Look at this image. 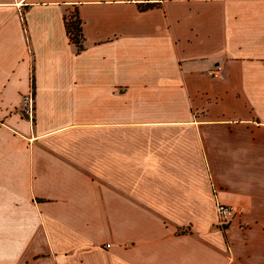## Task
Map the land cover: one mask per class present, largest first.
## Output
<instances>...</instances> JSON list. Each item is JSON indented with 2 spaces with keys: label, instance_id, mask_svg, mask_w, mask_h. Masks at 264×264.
Instances as JSON below:
<instances>
[{
  "label": "crops",
  "instance_id": "obj_1",
  "mask_svg": "<svg viewBox=\"0 0 264 264\" xmlns=\"http://www.w3.org/2000/svg\"><path fill=\"white\" fill-rule=\"evenodd\" d=\"M0 264H264V0H0Z\"/></svg>",
  "mask_w": 264,
  "mask_h": 264
},
{
  "label": "built area",
  "instance_id": "obj_2",
  "mask_svg": "<svg viewBox=\"0 0 264 264\" xmlns=\"http://www.w3.org/2000/svg\"><path fill=\"white\" fill-rule=\"evenodd\" d=\"M19 112L26 115L27 118H31L33 112V99L31 92H28L21 97ZM215 214L216 226L222 230H226L235 216V210L229 205L217 202L215 203Z\"/></svg>",
  "mask_w": 264,
  "mask_h": 264
},
{
  "label": "trees",
  "instance_id": "obj_3",
  "mask_svg": "<svg viewBox=\"0 0 264 264\" xmlns=\"http://www.w3.org/2000/svg\"><path fill=\"white\" fill-rule=\"evenodd\" d=\"M64 27L69 41L75 46L76 50H80L82 35L79 19L74 14H70L67 18H64Z\"/></svg>",
  "mask_w": 264,
  "mask_h": 264
},
{
  "label": "rangeland",
  "instance_id": "obj_4",
  "mask_svg": "<svg viewBox=\"0 0 264 264\" xmlns=\"http://www.w3.org/2000/svg\"><path fill=\"white\" fill-rule=\"evenodd\" d=\"M70 14H71V13H70ZM70 14H69V15H70ZM215 226H216V225H215Z\"/></svg>",
  "mask_w": 264,
  "mask_h": 264
},
{
  "label": "water",
  "instance_id": "obj_5",
  "mask_svg": "<svg viewBox=\"0 0 264 264\" xmlns=\"http://www.w3.org/2000/svg\"><path fill=\"white\" fill-rule=\"evenodd\" d=\"M26 117V115H24Z\"/></svg>",
  "mask_w": 264,
  "mask_h": 264
}]
</instances>
